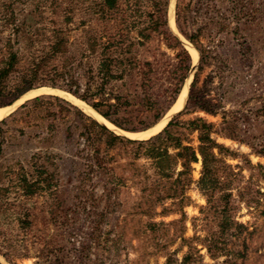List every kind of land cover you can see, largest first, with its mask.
I'll list each match as a JSON object with an SVG mask.
<instances>
[{
	"label": "rangeland",
	"instance_id": "rangeland-1",
	"mask_svg": "<svg viewBox=\"0 0 264 264\" xmlns=\"http://www.w3.org/2000/svg\"><path fill=\"white\" fill-rule=\"evenodd\" d=\"M176 2L170 0L168 8V24L174 34L179 33L175 24ZM246 2L247 13L255 11L252 18L239 24L225 19L222 30L203 31L199 40L204 51L201 66L198 53L179 33L190 44L183 48L191 55L192 67L196 69L184 87L186 98L178 111L182 113L179 123L204 119L215 125V131L232 138L212 135L224 148L221 153L213 150L221 161L214 193L203 194L197 187L202 177L200 162L192 167L193 182L182 208L173 205L170 199L154 205L156 188L164 186L165 181H158L151 162L141 157V152L139 159H132L136 147L130 145L105 153L107 160L114 157V163L109 165L111 171L105 173L108 176L92 177L83 187L80 172L73 177L68 170L72 161L76 166L82 164L72 158L76 150L63 147L59 138L50 141L53 144L50 146L44 139L48 137L45 131L30 128L26 123L39 122L34 117L19 120V115L15 118L18 124L10 121L4 129L6 144L0 155L2 264H9L3 255L14 264H225L228 260L235 264H264V0ZM101 4V0H0V67L8 62L10 54L19 59L21 71L34 60L46 61L45 54L57 43L54 38L59 34L69 37L65 45L68 53L61 61L79 59L77 52L85 47L84 31H125L145 11L144 0H119L115 9L107 12L102 11ZM190 4L195 6L196 0H181L183 8ZM218 5L223 16L229 18L227 3ZM103 12L107 21L100 20ZM199 14L197 20H193V15L188 17V32L206 24L211 27L210 14L207 16L208 12L203 11ZM13 19L16 25L10 23ZM22 21L28 25H19ZM156 44L148 45L146 50L140 48L141 58L151 62L154 53L173 56L163 44L157 47ZM195 76V94L215 105L216 115L200 112L193 106L184 113L187 92ZM24 94L22 104L38 96L61 97L87 116L112 127L117 135L139 142L159 134L178 113L169 112L162 121L169 120L156 131L133 137L127 134L131 132L108 123L69 93L37 86ZM11 102L5 100L0 109ZM16 108L11 109L8 117L17 112ZM234 120L232 128L228 122ZM21 128L25 135L17 132ZM172 131L181 135L184 147H198V133L180 127ZM46 152L56 154L57 158L48 159ZM169 152L173 153L172 149ZM43 164L54 165L50 168L52 178L38 175L37 167ZM181 170L179 166L177 172ZM25 178L31 182L45 179L52 187L44 183L46 187L25 195L20 187ZM176 178L175 174L172 180ZM110 183L118 186L110 191ZM106 184L110 185L107 190L103 189ZM226 199L228 207L224 205ZM164 209L169 211L165 213ZM226 210L232 222L222 230ZM209 243L212 251L214 248L223 251L215 260L207 250ZM188 255L192 258L186 262Z\"/></svg>",
	"mask_w": 264,
	"mask_h": 264
},
{
	"label": "trees",
	"instance_id": "trees-1",
	"mask_svg": "<svg viewBox=\"0 0 264 264\" xmlns=\"http://www.w3.org/2000/svg\"><path fill=\"white\" fill-rule=\"evenodd\" d=\"M118 1L101 0L102 11H112ZM169 1L144 0L145 11L139 18H136L137 21L131 24L133 27L129 29L128 25L125 31L113 33L84 31L82 46L85 47L78 50L79 59L72 57L70 60L61 61L62 57L68 53L65 45L69 43V37L63 34L55 36L57 43L45 54L48 56L46 61L44 59L34 60L23 71L18 68L17 56L10 54L8 62L0 67V106L4 105L5 100H12L11 103H13L22 95L24 96L26 91L37 86H45L52 90L69 93L89 106L108 123L125 132L138 134L153 129L177 103L192 73V57L183 48L182 42L170 30L168 24ZM224 2L227 3L226 10H228L229 18L223 16L222 9L218 5ZM246 5V0H196L195 6L190 4L183 8L181 0H177L175 24H177L179 33L198 53L200 66L204 58V51L199 47L203 31L207 28L222 30L224 28L222 21L225 19L228 22L236 21L239 24L245 18H252L255 11L247 13ZM201 11L203 14L208 12L207 16L210 14L208 20L212 24L211 27L206 24L204 28L199 27L195 32H188L190 25L188 17L193 15V20H197ZM105 12L102 13L101 21H107ZM10 23L16 25V20L13 19ZM21 23L19 25H28L26 21ZM191 23L195 25V22ZM134 31H136L135 36L132 35ZM21 35L22 33L19 37ZM153 43H157L156 47L163 44L173 53V56L170 58L165 53H154L151 62L141 58L139 49L146 50L147 46ZM199 71H201L200 68ZM196 84L197 76L188 92L184 113L190 106H193L200 112L216 115V106L204 96L199 98L195 94ZM59 98L35 97L23 103L15 114L3 119L0 122V155L2 147L6 144L4 137L7 132L4 129L9 127V122L13 121L18 124L19 121L15 118L19 115H21L19 120L23 117V119L34 117L39 122L38 124H32L31 120L26 123L30 128L45 131L48 135L44 138L46 142L59 138L63 147H72L76 150L72 158L79 159L82 164L76 166L77 164H73L72 161L69 163L68 170L73 177L80 172L83 187H86V182L92 177L106 178L108 176L105 173L111 171L109 165L114 163V157L107 160L108 155L105 153L117 147L130 145L136 147V153L132 159H139L141 152V157L151 162L158 181H165L162 184L164 186L158 185L156 188L154 205L170 199L173 200V205L179 209L182 208L185 194L193 182L192 167L200 162L202 177L197 187L203 194L212 195L214 193L218 184L217 175L221 161L213 154V150L217 149L221 153L224 148L216 143L212 135L229 136L221 131H215L214 124L204 119L186 124L179 123V118L182 116V113H179L159 134L139 142L117 135L98 123L99 121L94 117L87 116L83 110ZM232 123L228 122V125L233 128L236 121ZM174 127L183 128L190 133H198V147L196 149L184 147L181 135L173 133ZM17 132L21 135L26 134L23 128ZM51 145L53 144L50 142ZM169 149H172L173 153H170ZM44 155L52 160L57 158L56 154H48V152ZM53 166H46V164L38 166V175L52 178L50 168L52 169ZM179 166L182 170L177 172ZM175 174L177 178L173 181ZM44 183L47 187H52L47 184L48 180L31 182L26 178L21 181L20 187L25 195H29L34 193L38 187L45 186ZM110 184L112 186L106 184L103 189L107 190L110 186V191H112L118 186L114 183ZM224 205L228 207L227 199ZM167 211L169 210L164 209L165 213ZM230 222H232V217L226 210L221 229L228 228ZM207 250L214 260L223 254L219 248H214L212 251L210 243ZM3 257L9 264H14L7 255ZM191 258L192 255H188L185 261ZM225 264L235 263L228 260Z\"/></svg>",
	"mask_w": 264,
	"mask_h": 264
},
{
	"label": "bare ground",
	"instance_id": "bare-ground-1",
	"mask_svg": "<svg viewBox=\"0 0 264 264\" xmlns=\"http://www.w3.org/2000/svg\"><path fill=\"white\" fill-rule=\"evenodd\" d=\"M174 14H173V11H172V13H171V20H172V23H173V21H174V16H173ZM171 23V24H172ZM185 44L186 45H190L188 42H185ZM195 55V54H194ZM196 57V56H195ZM186 86V85H185ZM189 86H190V84H189ZM189 86H188V88H189ZM185 98H186V93H185V90L182 92V94L180 95V97H179V99H178V101H177V103L175 104V106L172 108V110L170 111V114L171 113H173V112H178V111H180L181 109H182V107L184 106V101H185ZM21 100H22V98H21ZM21 100H20V102H21ZM82 105H84V104H82ZM12 109V108H11ZM11 109H0V122L2 121V119H5L6 117H8L9 116V114L11 113ZM169 114V115H170ZM98 115V114H97ZM96 118V117H95ZM98 120V119H97ZM167 120H169V118L168 119H166V120H164V121H162V122H160L158 125H156V127H154L153 129H151V130H149L150 132H154V131H156V129H158V128H160L164 123H166L167 122ZM106 126H108V125H106ZM108 128L109 129H111L112 127H110V126H108ZM149 132V133H150ZM124 133V132H123ZM128 135H131V136H133V137H138V136H140V135H142V133H127ZM144 134V133H143Z\"/></svg>",
	"mask_w": 264,
	"mask_h": 264
},
{
	"label": "water",
	"instance_id": "water-1",
	"mask_svg": "<svg viewBox=\"0 0 264 264\" xmlns=\"http://www.w3.org/2000/svg\"><path fill=\"white\" fill-rule=\"evenodd\" d=\"M168 21H169V15H168ZM176 36H178V38L180 39V41L182 42V44H183V47H184V45H185V41H184V39H183V37L178 33V34H175ZM192 69V73L191 74H193V72L196 70L195 68L193 69V67L191 68ZM191 76V75H190ZM23 96V95H22ZM22 96L21 97H19L15 102H13L10 106H8V107H6L5 109H11V108H13V107H15V106H17V108H19V106H21V104L22 103H20V100H21V98H22ZM187 96H188V92H187ZM16 108V109H17ZM182 110V109H181ZM180 110V111H181ZM179 111V112H180ZM178 112V113H179ZM178 113H176L175 114V116L178 114ZM174 116V117H175ZM173 119V118H172ZM171 119V120H172ZM170 120V121H171ZM98 122V121H97ZM99 123V122H98ZM101 124V123H100ZM101 125H104V124H101ZM106 128H108V126H106V125H104ZM109 129V128H108ZM109 130H112V131H114L112 128L111 129H109ZM115 132V131H114ZM1 263V262H0ZM2 264V263H1Z\"/></svg>",
	"mask_w": 264,
	"mask_h": 264
}]
</instances>
